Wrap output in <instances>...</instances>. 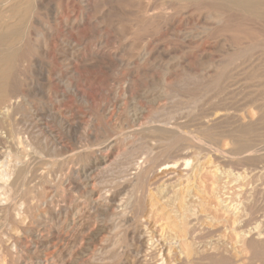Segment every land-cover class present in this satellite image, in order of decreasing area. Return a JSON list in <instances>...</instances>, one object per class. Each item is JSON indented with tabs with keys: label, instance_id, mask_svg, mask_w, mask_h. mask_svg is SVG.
I'll return each instance as SVG.
<instances>
[{
	"label": "rangeland",
	"instance_id": "374dc122",
	"mask_svg": "<svg viewBox=\"0 0 264 264\" xmlns=\"http://www.w3.org/2000/svg\"><path fill=\"white\" fill-rule=\"evenodd\" d=\"M37 1L17 0L19 4L21 2L23 8L21 14L25 15V21L22 22L25 40L23 39V43L21 46L24 64L22 63V69L20 68L19 71L20 76L18 77V79L15 78L16 80L13 83L11 90L20 93L21 95L22 92L25 93V90H28L31 87L41 88L44 86V84H47L43 74L47 73L51 75L52 80L49 86L45 88V90H49L51 92L49 99L43 98V96L39 93H37L38 95L36 96V93H34L35 95L33 94V96L31 95L32 97L30 96L28 98V102L31 104L30 106H27L29 111L26 109H22V111L20 110L18 112V115L16 114V116L18 117L16 118L15 116V120L20 131H23L25 129H27V131H31L36 126V123L39 122V124L43 125L44 128H48V134L44 132V134L46 133L48 139L47 137H44L45 135L43 136V134L42 136L40 134H37L38 137L36 136V138L32 140V142L34 141L35 143L33 142L32 147L28 149V155L24 158L23 163L19 165V167L23 166L27 168V179L29 181L27 180L28 183L27 181L25 182L26 186L22 183L18 184L16 186V191L12 194L14 198L16 197V201L20 202L23 195L21 193H24L22 190L24 188L32 189L33 193L30 195V201L38 207L37 210L39 208L40 210H38L33 217L25 215L26 217L24 216L20 220H18L19 223L18 221H7L0 215V217L2 218H0V240H2L0 248L4 249V246L7 247L11 245V242L15 240L12 235H14L16 230H19L21 227L26 229L31 228L32 226H34L32 222H34V220L36 219H40L39 227L45 226L44 229L38 230V228H33L32 234H21L24 237V240H22V248L24 253H26V255L24 254V260L26 262H24L23 264H27L29 263V261H31L32 264H133V262L136 260L134 259V256L136 255V250L138 248L136 249L135 247L139 246L137 237L138 232L139 230H141V228H144L145 232L147 233L146 235L149 239V245L152 243L154 244L150 245L151 248L150 246L148 247L150 250L154 247L153 250L150 251L148 249L146 250L147 253L144 252L140 254L142 260H144L143 264H160L161 262L163 264L165 261L168 262V264H170L171 262V264H173L174 262V264H207L206 261H200L198 260V258L200 259V257H203V255L212 256L218 254L219 251H223L226 253L227 251H232L233 253H237L239 248L236 249L237 247L235 244L238 243H235L234 241H236L237 239H239L238 241H241L240 239H242L238 238L239 235L237 234V232L239 233L240 231H242L240 226L241 213L242 216H244L245 214V219H247V222H249V220H252L254 216H258V214L256 215V213H253L254 211L252 212V210L248 209H251L250 205L252 204L254 206L255 203L258 208H260L259 206L261 205V209L263 208L262 214H264V161L256 159L253 161L248 160L246 162L243 160L241 162L237 161L238 164H235L236 162L235 160H233L234 158L244 157L245 154L247 155L249 153L252 155L256 153L255 156H259L261 153H264V123H261L264 122L263 24L259 23L249 15L236 10V8L231 7L229 4L225 3L227 5L226 8L224 0H222L223 2L221 0ZM222 3L224 7L221 8L220 6H223L221 5ZM175 4L177 5L175 6ZM178 4H180L181 6ZM208 4L211 7L207 6ZM200 5L204 6L201 7ZM149 6L150 8L153 7L152 10L149 8ZM163 6H165L164 9ZM177 6L185 7L181 10ZM197 6L200 8H197ZM8 7L10 8V4L6 7L7 11L9 9ZM172 7L174 8V10L172 9ZM231 9L232 12L230 11ZM141 10H144V12ZM224 10L228 11L224 12ZM148 11H150V14ZM146 14L149 16V18H147ZM216 14H218L219 16L218 19ZM6 15L9 16L10 12ZM142 15H145V17L143 16L144 19L141 17ZM158 16L161 17L159 18ZM156 17H158L159 20L156 19V21H154ZM162 17L163 19H161ZM68 18H70L71 21H69ZM141 18L143 19V21ZM151 20H153L156 25L154 22H151ZM12 21L13 20L11 19L9 20V22ZM78 21L81 22L79 23ZM70 23L71 25H73L72 27ZM151 23H154V26L158 28L157 31ZM27 39L29 41H27ZM32 41H34L35 43ZM141 54L144 55V60H142V62H140ZM169 67L170 70L168 69ZM171 68L173 71H171ZM24 73L26 74L24 75ZM222 74L224 77L221 78V80H218L219 83L224 82V84L221 83L222 86H227L228 84L230 86H236L230 87L224 93H221L220 88L210 90V86L207 85L208 76H221ZM178 75L187 78H185L183 82H178ZM56 76L65 79V82L73 85L75 94H70L66 89L65 82L59 81ZM159 81H161V85ZM163 81H166V83H168L171 88L168 94L163 93ZM126 83H129V85L132 86L133 93H130L128 97L125 98L124 96H122V94L124 93V85ZM198 83L201 84L199 85ZM202 83L204 86L202 85ZM115 84L116 86H114ZM133 84L135 89L133 87ZM118 86L120 89L118 88ZM205 86L207 87L205 88ZM115 88H117L118 91ZM198 88H200L201 90H199ZM227 92L229 94H227ZM63 93H65V95ZM216 93H218L219 96L218 94L216 95ZM221 94L225 95L224 98ZM221 96L222 98H219ZM62 97H64L63 100ZM134 98L135 100L132 101V99ZM217 98L220 100L219 103ZM222 102L225 103L223 104ZM138 103L140 105H138ZM137 106L144 107H139L138 111H136L137 109L135 108H137ZM223 107L226 109L230 107L231 109L229 110L234 111L233 113L238 115V117H240L241 115L245 117L246 119L241 117V120L244 119V123L251 124L256 122L254 126V128H257L256 131H258L256 134L259 135L261 133V136H257L255 138L256 145L253 150H256L258 152V155L257 152H254L253 150L243 155L235 154V144H233L234 142L233 140L231 141V138H229L228 140L227 137H223L217 138L215 140L199 130V125L201 123L199 121H202L200 114L202 116V112L204 114H212V111L216 112V108H221L220 110H222ZM59 110L62 115L65 114V112H69L68 114L71 115V117L69 118L72 120V123H74L73 125H75L72 127L73 131L71 132V134L67 132L68 130H66L65 125H63V122L65 121L55 116L59 112ZM161 110L164 112H162ZM134 112H137L139 120L130 124V122L134 121L132 117V114ZM21 114H23L24 117ZM153 115L156 116L155 118H157V120L152 117ZM165 117H168L167 119L174 117V120L176 122L174 120H172V122L174 121L175 123L182 124V132L184 133L185 131H189V136L185 132L186 134L184 133L185 136L183 137V140L180 138H171L169 140L167 139L168 141H164L162 140V133L154 131L148 132L147 128L145 129L144 125H158V123H156L155 121L166 119ZM21 121L24 123V126L21 125ZM33 121L36 123H34ZM257 122L260 123V126ZM232 123L233 122H231V124ZM224 124L226 125V122H223L221 127L224 128ZM228 124L229 127L225 128H230L231 124ZM256 124L258 127L256 126ZM184 126L187 129H185ZM234 126H236V124ZM221 127L219 128V130L223 131V128ZM5 128L6 127H4V130H1L3 129V127L0 128V132H5V136L3 133H0L1 141L4 140V137H6V134L8 133V130H6L7 128ZM196 128H198L197 132L195 131ZM194 135L196 136L195 139ZM198 135L201 136L199 137ZM165 138L167 137L165 136ZM200 140H202V142L207 140L208 142L205 141L206 143L203 142L202 145ZM106 141H110L109 143H112L113 145L116 144V146L112 149H109V143H106ZM52 143H59V145L54 148L55 146L52 145ZM2 144L3 142L0 144V149H2ZM101 144L103 145L102 147ZM211 146L215 148L212 149ZM74 150H76L77 152ZM197 150L198 152H200L198 153ZM36 151L42 152V154L38 155L35 153ZM73 151L74 154L76 152V155L73 154ZM124 152H127L128 154L125 153V155H123ZM213 152L216 153L213 154ZM79 153L83 154V167L85 166L84 164H86L87 166L86 172L82 173V180L80 179V182L82 181L81 183H83L82 188L76 189L75 191L68 189V185L65 184L62 186L64 188V192H62L61 183L63 179L61 178H64V170L66 169V166L64 168L61 164L62 159L65 161L74 158L79 161ZM120 155L121 157H119ZM150 155L155 156L157 165H168L162 166L157 173L151 175V178L149 180L150 182H148L147 184L148 187L146 186L144 189L125 187L126 182L131 179V176L130 173H128L126 170L124 172V168L127 169L131 166L133 167L141 164L145 165V160ZM132 156L134 157L133 161H128L129 157H131L130 160H132ZM200 156H202V158ZM208 156L209 158H207ZM38 157L40 160L38 159ZM97 158H99L100 160L106 158L108 160L105 163H102L99 160L98 161L100 163H95V160ZM216 158L219 161H216ZM185 159L189 160V162H191L192 159L194 160L189 163L190 165L186 166ZM208 159L213 160V164L217 167H215L213 164H210L212 162ZM2 161L3 158L2 160L0 159V162ZM113 161H115V164L111 166V163ZM124 161H126L127 163ZM259 161L262 164H260ZM123 162L126 166H129L125 167ZM71 165L69 164V167ZM77 166L82 165L80 164ZM108 166H111V169L107 170ZM218 167L220 169H218ZM96 168H100V171H98L99 169ZM215 168L217 170H215ZM120 169L123 170L121 171ZM163 171H171V173L174 172L175 174L174 176L173 174H170L172 175V178L168 176L169 178H165L164 182H162L163 180H161V183L158 182V180H160L159 176H163ZM181 171L183 174L181 173ZM62 172L64 174H62ZM118 172L120 173V175L117 174ZM232 173H234V176L232 175ZM239 173L242 175H240ZM230 174L232 176H229ZM86 175L87 177H85ZM255 176L257 177L255 178ZM29 177L31 179H29ZM88 177L89 179H86ZM110 177L113 180L110 179ZM90 178L92 179L90 180ZM179 178L180 180H177ZM238 178H240V180ZM33 180L35 181L33 182ZM173 181H177V183L174 184L175 189L177 188V190H179V188H182L177 192V194H175L176 196L178 195L177 197L175 195L172 196L173 190L171 188H173V186L170 185V182L173 183ZM103 182L108 185H105ZM167 184H169V189L166 186ZM122 188L124 189V191H122ZM88 192H91L90 197L88 196ZM84 193L87 194L84 195ZM112 193H115V201H112V197L110 199V196H108ZM97 195H102L103 201L106 200V203H103L102 208L95 206L92 202V200L96 199L95 197L99 198ZM256 196L258 198H256ZM2 198L3 197L0 196V199ZM259 198L260 203L257 202L259 201ZM48 199L51 202L55 203L54 208L57 207V209L55 208V211L53 207H49L51 203ZM73 199H77V203L74 205L75 208H78V206H80L79 208H86L89 212V214L87 215L88 218L87 216L84 217L85 220L87 219V222L83 219V225H85L84 227L86 229L84 230V227L81 229H75L72 225L73 214H71L70 221L68 222V224L63 225L61 230L58 229L59 226L56 227L54 231L50 230L48 224L50 225L51 222L57 224V214L63 211L62 205L65 204L66 208H71L72 203H70V200L72 202ZM64 201L66 203H64ZM262 201L263 204L261 203ZM243 204L244 206L246 205L245 210L247 209V212L244 210ZM58 209H60V211H58ZM103 209H105L106 211ZM186 209L187 211H185ZM236 210H238L239 213ZM118 213L124 214V216L128 218V223H125L123 221L124 223L121 222L120 225L118 224L117 226H115L116 228L112 229V227L114 226V221L117 222V219H119L120 217L116 216ZM246 213L249 214L246 215ZM95 215H100L99 217L97 216V218L99 219L95 218ZM242 216L241 219L244 220ZM27 219L30 222H28ZM129 219L131 221H129ZM236 219L240 221L238 222L236 221ZM24 220L26 222H24ZM182 220L186 224L189 221V223L187 224L188 228L186 225L187 232L183 233L180 230L181 223L183 222ZM4 221L6 223H4ZM20 222L25 224H21ZM253 222H255V220ZM255 225L256 224H253V227ZM6 226H8L9 228H7ZM251 227L252 226H250L249 228ZM190 228L193 229L191 231L192 234L194 233L195 237L192 236L191 231L189 230ZM198 228L199 230H197ZM237 228L239 230H237ZM246 228L249 229L248 227ZM246 228L243 230H246ZM3 229L5 230V234ZM13 229L15 232L13 231ZM72 229L74 231H72ZM78 230L81 233L78 232ZM91 232L92 234H90ZM41 233L44 234L45 239L44 237H39ZM161 236L163 240L161 239ZM193 237L195 239H193ZM9 238L12 239L10 240ZM152 238L158 240L153 241ZM88 239L91 240L88 241ZM99 240H101V242ZM164 240H166V244H164ZM195 240L197 242H195ZM215 241L218 247L215 245ZM227 241L230 245L227 243ZM4 242L6 245H4ZM175 242H177V244ZM213 242L216 247L213 245ZM71 243H73L74 245ZM231 243L234 246H231ZM167 244L169 247L166 246ZM223 244L224 246L227 245L228 248H224ZM64 245L66 246L64 247ZM193 245L197 246H195L194 248ZM221 245L223 247H221ZM44 247L48 248L45 249ZM167 247L169 249L171 248L170 252L173 253H170V256L173 257L176 254L177 259L174 257H169V250L166 249ZM234 247L236 248L234 249ZM36 248H38V251ZM39 248L42 249L40 250ZM175 248L178 252L175 251ZM28 249L32 250L30 251L31 253ZM195 249H199L200 251L198 252ZM172 250H174L175 252ZM201 250L206 252L203 254ZM208 251L210 252L208 253ZM150 252H156L155 254L157 256H151ZM54 253L56 254L53 255ZM126 253L129 255H127ZM179 254L187 258V261H184L186 263H182L183 261L181 262V260H184L185 258H178L182 257ZM158 255H161L163 258ZM195 255L197 257H195ZM236 255H240V252H238V254ZM146 257L148 260L146 259ZM50 258H52L53 260L51 261ZM153 258H159V261L155 259L153 260ZM169 259H171V261Z\"/></svg>",
	"mask_w": 264,
	"mask_h": 264
},
{
	"label": "bare ground",
	"instance_id": "6f19581e",
	"mask_svg": "<svg viewBox=\"0 0 264 264\" xmlns=\"http://www.w3.org/2000/svg\"><path fill=\"white\" fill-rule=\"evenodd\" d=\"M37 1V0H36ZM73 1V0H72ZM160 1V0H159ZM181 1H192V0H181ZM222 1V0H221ZM220 1V2H221ZM38 2V1H37ZM69 2V1H68ZM162 2V1H161ZM210 2V1H209ZM219 2V3H220ZM223 2V1H222ZM229 4L231 7H234V8H236V10H239V11H241V12H243V13H245V14H247V15H249L250 17H252L253 19H255V20H257L259 23H261V24H263V26H264V0H224V4ZM10 4V8L8 9V11L6 10V7H7V5H9ZM26 4V3H25ZM24 4V5H25ZM84 4V3H83ZM167 4V3H166ZM170 4V3H169ZM212 4V3H211ZM214 4H216V3H214ZM214 4H213V6H214ZM225 4V5H226ZM85 5V4H84ZM88 5V4H87ZM168 5V4H167ZM177 4H175V6H176ZM178 5H180V4H178ZM186 5V4H185ZM194 5H195V3H194ZM221 5H223V3L221 4ZM147 6V5H146ZM162 6V5H161ZM172 6V5H171ZM173 6H174V4H173ZM181 6V5H180ZM183 6V5H182ZM187 6H188V4H187ZM193 6V5H192ZM191 6V7H192ZM201 6V5H200ZM202 6H204V5H202ZM201 6V7H202ZM207 6H209V7H211L209 4L207 5ZM206 6V7H207ZM229 6V7H230ZM164 7L165 6H163V9H164ZM169 7V6H168ZM178 7V6H177ZM176 7V8H177ZM185 7V6H184ZM184 7H178V8H180L181 10H182V8L184 9ZM221 8L222 7H224V5L223 6H220ZM32 8V7H31ZM85 8V7H84ZM144 8V7H143ZM146 8H148V7H146ZM149 8H150V6H149ZM153 8V7H152ZM152 8H150L151 10H152ZM197 8H200V7H198L197 6ZM217 8V7H216ZM226 8H227V5H226ZM168 9V8H167ZM172 9L174 10V8L172 7ZM179 10V9H178ZM219 10V9H218ZM228 10H229V8H228ZM227 10V11H228ZM234 10V9H233ZM22 11H23V8H22V5H21V2H20V4L17 2V0H0V128H2L3 127V129H1V130H4V127H6L5 129L6 130H8V133L6 134L7 136L6 137H4V140L3 141H1L0 140V142L2 143L3 142V144L1 145V147H2V149H0V159L2 160V158H3V161L2 162H0V196L1 197H3L2 199H0V215L2 216V218L4 217L7 221H18V220H20L22 217H24L25 215H29V217L30 216H34V214L38 211V210H40V208L37 210V206L36 205H34L30 200V195L33 193V190L32 189H20V190H22L24 193H21V194H23L22 195V198H21V200H20V202L18 201H16V197L14 198V196H13V194L12 193H14L15 191H16V186L18 185V184H20V183H22V184H24L25 185V182L28 180L27 178H28V171H27V168L26 167H23V166H21V167H19V165L20 164H22L23 163V161H24V158L28 155V149L30 148V147H32V145H33V142H32V140L34 139V138H36V136L38 137V135L37 134H40L41 136H42V134H43V136L44 137H47L46 136V133L48 132V128H44L43 127V125H40L39 124V122L38 123H36V122H34V123H36V126L30 131V130H28L27 131V129H25V130H19V128H18V124H17V122H16V118L18 117V116H16V114L18 115V112L21 110L22 111V109L24 110V109H26V110H28V108H27V106H30L31 104L28 102V98L32 95L33 96V94L34 93H36V96L38 95L37 93H39V94H41L42 96H43V98H48L49 99V96L51 95V92L49 91V90H45V88H47L48 86H49V84H50V82H51V75H49V74H47V73H44L43 74V76H44V78H45V80H46V82H47V84H44V86L43 87H41L40 85V87L41 88H37V87H31V88H29L28 90H25L26 92L25 93H21V95H20V93H17V92H15V91H12L11 90V87H12V85H13V83L15 82V78H17L18 79V77L20 76L19 75V71H20V68H21V66L24 64L23 63V53L21 52V50H22V43H23V39L25 38V35H24V29H23V26H22V22H24L25 21V15H23V14H21L22 13ZM141 11H143L144 12V10H141ZM165 11V10H164ZM221 11V10H220ZM227 11H225L224 10V12H227ZM231 12H232V9L230 10ZM9 13L10 12V15L8 16V15H6L7 13ZM149 12V14H150V11H148ZM179 12V11H178ZM23 13H25V12H23ZM58 13H59V11H58ZM57 13V14H58ZM72 13V12H71ZM70 13V14H71ZM222 13V12H221ZM138 14V13H137ZM144 14V13H143ZM55 15V14H54ZM139 15H141V14H139ZM217 15V19H218V14H216ZM220 15H223V14H220ZM60 16V15H59ZM136 16V15H135ZM143 16L145 17V15H142L141 17L143 18ZM146 16H147V18H149V16L146 14ZM212 16H214V15H212ZM230 16V15H229ZM31 17V16H30ZM58 17V16H57ZM82 17V16H81ZM159 17V16H158ZM158 17H156L155 18V20L154 21H156V19H158ZM161 17V16H160ZM159 17V18H160ZM32 18V17H31ZM67 18V17H66ZM141 18V19H142ZM233 18V17H232ZM235 18V17H234ZM13 20L12 22H9V20ZM29 19V18H28ZM72 19V18H71ZM140 19V18H139ZM144 19V18H143ZM143 19H142V21H143ZM161 19H163V17L161 18ZM230 19V18H229ZM58 20V19H57ZM62 20H64V19H62ZM68 20L69 21H71L70 20V18H68ZM153 20H151V22H154ZM159 20V19H158ZM158 20H157V22H158ZM225 20V19H224ZM74 21V20H73ZM142 21H141V23H142ZM63 22V21H62ZM79 23L81 22V21H78ZM150 22V21H149ZM171 22V21H170ZM222 22V21H221ZM231 22V21H230ZM26 23V22H25ZM155 23V22H154ZM154 23L152 24L153 26H154ZM159 23H160V21H159ZM227 23V22H226ZM82 24V23H81ZM148 24H150V23H148ZM219 24V23H218ZM217 24V25H218ZM69 25V24H68ZM70 25H71V23H70ZM152 25H150V26H152ZM155 25H156V23H155ZM161 25H162V23H161ZM215 25V24H214ZM73 25H71V27H72ZM147 26H149V25H147ZM146 26V27H147ZM75 27V26H74ZM145 27V28H146ZM155 27V30L157 31V29L158 28H156V26H154ZM66 28V27H65ZM77 28V27H76ZM135 28H136V26H135ZM169 28H170V26H169ZM148 29V28H147ZM147 29H144V30H147ZM154 29V28H153ZM162 29V28H161ZM165 29V28H164ZM233 29V28H232ZM143 30V29H142ZM172 30V29H171ZM221 30V29H220ZM137 31V30H136ZM149 31H150V28H149ZM229 31V30H228ZM147 32V31H146ZM234 32V31H233ZM220 33V32H219ZM29 34V33H28ZM216 34V33H215ZM212 35V34H211ZM30 38V37H29ZM31 39V38H30ZM61 39V38H60ZM25 40V39H24ZM33 40V39H32ZM27 41H29L28 39H27ZM32 42H34V41H32ZM35 43V42H34ZM28 44V43H27ZM249 44V43H248ZM242 45V44H241ZM29 48V47H28ZM34 48V47H33ZM75 50H76V48H75ZM35 51V50H34ZM77 52V51H76ZM143 53V52H142ZM145 53H147V52H145ZM29 55V54H28ZM140 56V55H139ZM26 57V56H25ZM143 57H144V55L143 54H141V56H140V62H142V60H144L143 59ZM29 58V57H28ZM248 60V59H247ZM237 61V60H236ZM23 63V64H22ZM26 65V64H25ZM169 65V64H168ZM179 66V65H178ZM166 67V66H165ZM179 68V67H178ZM22 69V68H21ZM145 69V68H144ZM169 70H170V67L168 68ZM176 69V68H175ZM174 69V70H175ZM180 70V69H179ZM168 71V70H167ZM171 71H173L172 70V68H171ZM253 71V70H252ZM28 72H29V70H28ZM146 73V72H145ZM213 73V72H212ZM26 73H24V75H25ZM186 75V74H185ZM198 75V74H197ZM208 75V74H207ZM238 75V74H237ZM61 76H63V75H61ZM179 76V75H178ZM190 76V75H189ZM201 76V75H200ZM228 76V75H227ZM234 76H235V74H234ZM73 77V76H72ZM165 77H166V75H165ZM173 77V76H172ZM194 77V76H193ZM192 77V78H193ZM224 76H223V74L221 75V76H208V79H207V85H209L210 86V90H215V89H217V88H220V91H221V93H224L225 91H227L230 87H232V86H234V85H232V86H230L229 84L227 85V86H222L221 85V83L222 82H218V80L220 79L221 80V78H223ZM232 77V76H231ZM56 78L59 80V81H61V82H65V79H63V78H61V77H59V76H56ZM67 78V77H66ZM162 78V77H161ZM185 78H187V77H184V76H179V79L177 80L178 82H183L184 80H185ZM237 78V77H236ZM33 79V78H32ZM54 79V78H53ZM140 79V78H139ZM229 79V78H228ZM235 79V78H234ZM127 80V79H126ZM136 80V79H135ZM164 80H165V78H164ZM21 81H23V80H21ZM32 81V80H31ZM34 81V80H33ZM189 81V80H188ZM196 81V80H195ZM56 82H58V81H56ZM132 82V81H131ZM160 82V85H161V81H159ZM226 82V81H225ZM116 83V82H115ZM206 83V82H205ZM31 84V83H30ZM36 84V83H35ZM35 84H33V85H35ZM112 84V83H111ZM162 84H164V87H163V93L165 94H168L169 93V91H170V86L168 85V83H166V81L164 82L163 81V83ZM172 84V83H171ZM199 84V83H198ZM201 84V83H200ZM199 84V85H200ZM222 84H224V82L222 83ZM237 84V83H236ZM65 85H66V89L68 90V92L70 93V94H75V91H74V89H73V85H71V84H69V83H67V82H65ZM118 85H119V83H118ZM159 85V84H158ZM197 85V84H196ZM202 85H203V83H202ZM113 86V85H112ZM114 86H116V84L114 85ZM121 86V85H120ZM125 90H124V93L122 94V96H124L125 98L126 97H128V95L130 94V93H133V89H132V86L131 85H129V83H126L125 85ZM142 86V85H141ZM140 86V87H141ZM204 86V85H203ZM236 86V85H235ZM234 86V87H235ZM75 87V86H74ZM133 87H134V84H133ZM157 87V86H156ZM184 87V86H183ZM191 87V86H190ZM207 86H205V88H206ZM118 88H119V86H118ZM174 88H176V87H174ZM112 89V88H111ZM115 89H117V88H115ZM120 89V88H119ZM134 89H135V87H134ZM152 89V88H151ZM154 89H155V87H154ZM176 89H178V88H176ZM187 89H188V87H187ZM195 89V88H194ZM199 90H201L200 88H198ZM23 90V89H22ZM182 90V89H181ZM190 90V89H189ZM197 90V89H196ZM195 90V91H196ZM209 90V89H208ZM209 90V91H210ZM219 90V89H218ZM234 90V89H233ZM237 90V89H236ZM112 91V90H111ZM110 91V92H111ZM117 91H118V89H117ZM135 91V90H134ZM149 91V90H148ZM219 91V92H220ZM67 92V93H68ZM161 92V91H160ZM197 92V91H196ZM186 93H187V91H186ZM64 95H65V93H63ZM78 94V93H77ZM175 94V93H174ZM197 94V93H196ZM218 93H216V95H217ZM227 94H229L228 92H227ZM226 94V95H227ZM231 94V93H230ZM241 94H242V92H241ZM35 95V94H34ZM114 95V94H113ZM115 95H117V94H115ZM144 95V94H143ZM147 95V94H146ZM150 95V94H149ZM170 95V94H169ZM178 95V94H177ZM184 95V94H183ZM193 95V94H192ZM201 95V94H200ZM222 96H223V98H224V96L225 95H223V94H221ZM31 96V97H32ZM79 96V95H78ZM110 96V95H109ZM119 96V95H118ZM179 96V95H178ZM204 96V95H203ZM218 96H219V94H218ZM217 96V97H218ZM222 96L221 97H219V98H222ZM228 96V95H227ZM226 96V97H227ZM236 96V95H235ZM65 97V96H64ZM64 97H62V100H63V98ZM114 97V96H113ZM143 97V96H142ZM146 97V96H145ZM148 97V96H147ZM170 97V96H169ZM213 97V96H212ZM225 97V98H226ZM248 97V96H247ZM246 97V98H247ZM38 98V97H37ZM58 98V97H57ZM115 98V97H114ZM133 98V97H132ZM153 98V97H152ZM152 98H150V99H152ZM156 98V97H155ZM154 98V99H155ZM176 98H178V97H176ZM176 98H175V100H176ZM182 98V97H181ZM202 98V97H201ZM113 99V98H112ZM139 99V98H138ZM163 99V98H162ZM218 99V98H217ZM31 100H32V98H31ZM35 100V99H34ZM115 100H117V99H115ZM133 100H135V98L134 99H132V101ZM184 100V99H183ZM187 100V99H186ZM185 100V101H186ZM236 100V99H235ZM243 100V99H242ZM57 101V100H56ZM60 101V100H59ZM65 101V100H64ZM113 101V100H112ZM197 101V100H196ZM253 101V100H252ZM58 102V101H57ZM179 102V101H178ZM220 102V100L218 99V103ZM41 103V102H40ZM39 103V104H40ZM119 103V102H118ZM186 103V102H185ZM223 104L225 103V102H222ZM221 103V104H222ZM234 103V102H233ZM134 104V103H133ZM136 104H137V102H136ZM181 104V103H180ZM193 104V103H192ZM247 104H250V103H247ZM138 105H140L139 103H138ZM143 105V104H142ZM207 105V104H206ZM220 105V104H219ZM34 106V105H33ZM107 106V105H106ZM146 106V105H145ZM186 106V105H185ZM195 106V105H194ZM221 106V105H220ZM243 106V105H242ZM109 107V106H108ZM140 106H137V108H135V109H137L136 111H138V108H139ZM144 107V106H143ZM143 107H140V108H143ZM224 107H225V105H224ZM223 107V109L222 110H220V109H217L216 108V112H214V111H212V114H204L203 112H202V116H201V114H200V117H201V119H202V121L200 120L199 122H201L200 123V125L199 124H197V125H199V130L202 132V133H205V134H207V135H209L211 138H213V139H217V138H223V137H227L228 138V140H229V138H231V141L233 140V144H235V151H236V153L235 154H240V155H243V154H245V153H248V152H251V150H253L254 149V147H255V145H256V140H255V138L258 136H261L260 134L258 135V134H256L258 131H256V127L254 128V126H255V123L256 122H254V123H251V124H248V123H244V119L243 120H241V117H243L242 115L240 116V117H238V115H236L235 113H233L234 111H230L229 109H231L230 107L229 108H224ZM228 107V106H227ZM235 107V106H234ZM261 107H262V105H261ZM33 108V107H32ZM107 108V107H106ZM132 108V107H131ZM134 108V107H133ZM189 108V107H188ZM187 108V109H188ZM193 108H196V107H193ZM210 108H212V107H210ZM245 108V107H244ZM36 109V108H35ZM58 109H59V106H58ZM134 109V110H135ZM209 109V108H208ZM233 109V108H232ZM262 109V108H261ZM260 109V110H261ZM107 110V109H106ZM105 110V111H106ZM133 110V111H134ZM156 110V109H155ZM163 110V109H162ZM161 110V111H162ZM171 110V109H170ZM179 110V109H178ZM184 110V109H183ZM214 110V109H213ZM235 110V109H234ZM29 111V110H28ZM32 111V110H31ZM33 111H34V109H33ZM35 111H37V110H35ZM62 111V110H61ZM67 111V110H66ZM102 111V110H101ZM108 111V110H107ZM130 111V110H129ZM157 111V110H156ZM199 111H200V109H199ZM236 111V110H235ZM264 111V110H263ZM154 112V111H153ZM162 112H164V111H162ZM29 113V112H28ZM64 113V112H63ZM69 113V112H68ZM68 113H66L65 112V114H63L62 115V113L60 112V110H59V112L55 115L57 118H61L62 120H64L65 122H63V125H65V129L66 130H68L67 132L69 133V134H71V132L73 131L72 130V127L73 126H75V125H73L74 123H72V120L69 118V117H71V115H69ZM106 113V112H105ZM166 113V112H165ZM182 113H183V111H182ZM193 113V112H192ZM237 113V112H236ZM34 114V113H33ZM63 116H61V115ZM140 114H141V112H140ZM140 114H139V116H140ZM198 114V113H197ZM249 114V113H248ZM258 114V113H257ZM264 114V113H263ZM22 116H23V114H21ZM65 115V116H64ZM73 115V114H72ZM74 115H76V114H74ZM159 115V114H158ZM166 115V114H165ZM15 116H16V118H15ZM20 116V115H19ZM27 116V115H26ZM29 116V115H28ZM182 116V115H181ZM251 116V115H250ZM261 116V115H260ZM259 116V117H260ZM263 116V115H262ZM21 117V116H20ZM24 117V116H23ZM131 117V116H130ZM132 117H133V119H134V121L133 122H130V124L131 123H134L135 121H138L139 119H138V114H137V112H134L133 114H132ZM142 117V116H141ZM154 119H156L157 120V118H155L156 116H152ZM171 117H172V115H171ZM178 117V116H177ZM212 117V118H211ZM254 117V116H253ZM32 118V117H31ZM74 118V117H73ZM166 118V117H165ZM168 118V117H167ZM161 119V120H158V121H155L156 123H158V125H153V126H147V125H144V127H145V129L147 128V130H148V132H150V131H154V132H160V133H162L163 134V139L162 140H169V139H171V138H180V139H182L183 140V137L185 136V134L187 133V135H188V132H186L185 130V134L182 132V129H183V126H182V124H180V123H175L176 121L174 120L175 118L173 117V118H169V119ZM194 118V117H193ZM197 118V117H196ZM243 118H245V117H243ZM250 118V117H249ZM252 118V117H251ZM35 119V118H34ZM132 119V118H131ZM132 119V120H133ZM153 119V120H154ZM231 119H232V121H231ZM233 119H234V121H233ZM246 119V118H245ZM263 119H264V117H263ZM172 120H174L173 122H172ZM258 120V119H257ZM256 120V121H257ZM26 121V120H25ZM42 121V120H41ZM128 121V120H127ZM149 121V120H148ZM193 121V120H192ZM191 121V122H192ZM261 121H262V119H261ZM22 122V121H21ZM27 122V121H26ZM90 122V121H89ZM179 122V121H178ZM223 122H226V125H225V127H229L228 125V123H230L231 124V122H233L232 124H231V126H230V128H225V130H224V128L223 127H221V125H222V123ZM228 122V123H227ZM247 122V121H246ZM20 123V122H19ZM33 123V124H34ZM148 123H151V122H148ZM258 123V122H257ZM261 123H264V122H261ZM24 123L22 122V124L21 125H23ZM76 124V123H75ZM141 124V123H140ZM139 124V125H140ZM143 124V123H142ZM145 124H146V122H145ZM186 124V123H185ZM236 124V126H234ZM260 123H258V125H259ZM24 126V125H23ZM31 126H33V125H31ZM256 126H257V124H256ZM260 126V125H259ZM25 127H26V125H25ZM24 127V128H25ZM29 127V126H28ZM144 127H143V129H144ZM185 127V126H184ZM190 127V126H189ZM198 127V126H197ZM223 128V131H220L219 130V128ZM258 127V126H257ZM23 129V128H22ZM185 129H187L186 127H185ZM197 129L198 128H196L195 129V131L197 132ZM226 129H228V130H226ZM263 129H264V127H263ZM5 130V131H6ZM35 130V131H34ZM65 130V131H66ZM137 130V129H136ZM138 131V130H137ZM144 131V130H143ZM44 132H46L45 134H44ZM147 132V131H146ZM147 132V133H148ZM1 134L3 133V132H0ZM5 133V132H4ZM3 133V134H4ZM141 133V132H140ZM145 133V132H144ZM191 133H193V132H191ZM48 134V133H47ZM138 134V133H137ZM39 135V136H40ZM263 135V134H262ZM3 136V135H2ZM1 136V137H2ZM4 136H5V134H4ZM139 136V135H138ZM165 136L167 137V138H165ZM189 136V135H188ZM192 136V135H191ZM199 137L201 136V135H198ZM208 136V137H209ZM43 137V138H44ZM131 137V136H130ZM264 137V136H263ZM3 138V137H2ZM196 138V136L194 135V139ZM210 138V139H211ZM42 139V138H41ZM47 139H48V137H47ZM155 139H157V138H155ZM190 139V138H189ZM200 139V138H199ZM202 139V138H201ZM160 140V139H159ZM167 140V141H168ZM198 140V139H197ZM204 140V139H203ZM225 140H226V138H225ZM201 141V143H202V145H203V142H208L207 140H205V141H203L202 142V140H200ZM213 141V140H212ZM220 141V140H219ZM218 141V142H219ZM110 141H106V143H109ZM195 142V141H194ZM196 142H198V141H196ZM205 142V143H206ZM223 142V141H222ZM0 143V144H1ZM35 143V142H34ZM37 143V142H36ZM40 143V142H39ZM44 143V142H43ZM99 143H100V141H99ZM215 143H217V142H215ZM230 143V142H229ZM167 144V143H166ZM199 144V143H198ZM208 144V143H207ZM219 144V143H218ZM232 144V143H231ZM230 144V145H231ZM52 145H54L53 147L54 148H56L58 145H59V143L58 144H56V143H52ZM100 145V144H99ZM108 145V144H107ZM143 145V144H142ZM170 145V144H169ZM217 145V144H216ZM264 145V144H263ZM103 145L101 144V147H102ZM109 149H112V148H114L115 146H116V144H112V143H109ZM139 146V145H138ZM221 146V145H220ZM167 147V146H166ZM212 147V146H211ZM260 147V146H259ZM16 148V149H15ZM94 148H97V147H94ZM213 148H215V147H212V149ZM261 148V147H260ZM131 149V148H130ZM207 149H208V147H207ZM217 149V148H216ZM134 150V149H133ZM138 150V149H137ZM141 150V149H140ZM158 150V149H157ZM243 150H245V151H243ZM33 151H34V149H33ZM74 151H76V150H74ZM74 151H73V154H74ZM126 151V150H125ZM214 151H216V150H214ZM254 152H257L256 150H253ZM77 152V151H76ZM76 152H75V154L74 155H76ZM80 152V151H79ZM100 152V151H99ZM140 152V151H139ZM197 152H198V150H197ZM200 152V151H199ZM198 152V153H199ZM34 153V152H33ZM36 154H38V155H40V154H42V152H35ZM125 153H127V152H124V154L123 155H125ZM154 153V152H153ZM214 153H216V152H213V154ZM219 153V152H218ZM222 153H224V152H222ZM30 154V153H29ZM55 154V153H54ZM72 154V155H73ZM80 154V153H79ZM98 154H100V153H98ZM119 154V153H118ZM117 154V155H118ZM128 154V153H127ZM201 154V153H200ZM212 154V155H213ZM220 154V153H219ZM256 154V153H255ZM255 154H245V156L244 157H240V158H234L233 159V156H232V159L233 160H235V164H238L237 163V161L238 162H241V161H248V160H256V159H259V160H261V161H264V153H261L259 156H255ZM35 155V154H34ZM152 155V154H151ZM149 156V157H147L146 158V160H145V165H143V164H141V165H137V166H131V167H129V168H124V172H125V170L128 172V173H130V176H131V179L128 181V182H126V186L125 187H134V188H140V189H144L146 186H147V184H148V182H150L149 180H150V178H151V175H153V174H155V173H157L158 171H159V169L162 167V166H165V165H168V164H163V165H157L156 164V158H155V156ZM178 155V154H177ZM216 155V154H215ZM257 155H258V152H257ZM31 156V155H30ZM42 156V155H41ZM129 156V155H128ZM186 156V155H185ZM204 156V155H203ZM206 156V155H205ZM214 156V155H213ZM227 156V155H226ZM34 157V156H33ZM79 158H78V160L79 161H77L76 159H70V160H63L62 159V162H61V164H62V166L65 168V166H66V169L64 170L65 171V174L62 172V174H64V178H61V179H63L62 180V183H61V190H62V192H64V188L62 187L63 185H65V184H67L68 185V189H71V190H75L76 191V189H80V188H82V185H83V183H81L80 182V179L82 178V173H85L86 172V169H87V166H86V164H84L85 166L83 167V164H82V162H83V154H80L79 156H78ZM94 157V156H93ZM99 157V156H98ZM105 157V156H104ZM108 157V156H107ZM119 157H121V155L119 156ZM125 157V156H124ZM170 157V156H169ZM183 157V156H182ZM199 157V156H198ZM201 158H202V156H200ZM211 157V156H210ZM219 157V156H218ZM222 157V156H221ZM224 157V156H223ZM238 157V156H237ZM41 158H43V157H41ZM65 158H67V157H65ZM64 158V159H65ZM130 158L131 157H129V160L128 161H133V156H132V160H130ZM200 158V159H201ZM206 158V157H205ZM207 158H209V156L207 157ZM38 159H39V157H38ZM88 159V158H87ZM196 159V158H195ZM199 159V158H198ZM37 160V159H36ZM40 160V159H39ZM42 160V159H41ZM46 160V159H45ZM89 160V159H88ZM101 161L102 163H105V162H107V160L108 159H106V158H104V159H99V158H97L96 160H95V163H97V162H99V161ZM167 160V159H166ZM174 160V159H173ZM186 160V166H188V165H190L189 163H191L192 162V160H194V159H192L191 160V162H189V160H187V159H185ZM208 160H210V159H208ZM218 159L216 158V161H217ZM28 161V160H27ZM34 161V160H33ZM170 161V160H169ZM207 161V160H206ZM211 162L213 161V160H210ZM215 161V160H214ZM215 161V162H216ZM219 161V160H218ZM249 161V162H250ZM122 162V161H121ZM124 162H126V161H124ZM124 162H123V164H124ZM134 162H136V161H134ZM167 162V161H166ZM194 162V161H193ZM200 162V161H199ZM231 162V161H230ZM100 163V162H99ZM127 163V162H126ZM132 163V162H131ZM175 163V162H174ZM196 163V162H195ZM207 163H208V161H207ZM229 163V162H228ZM232 163H233V161H232ZM243 163V162H242ZM259 163L260 164H262L260 161H259ZM264 163V162H263ZM29 164V163H28ZM69 164L71 165H74V166H70L69 167ZM82 165V166H77V165ZM91 164H93V163H91ZM115 164V161H113L112 163H111V166H113ZM137 164V163H136ZM184 164V163H183ZM192 164H194V163H192ZM209 164V163H208ZM210 164H213V162L212 163H210ZM106 165H108V164H106ZM106 165H105V167H106ZM125 165V164H124ZM123 165V166H124ZM133 165V164H132ZM200 165V164H199ZM204 165V164H203ZM214 165V164H213ZM232 165V164H231ZM244 165V164H243ZM242 165V166H243ZM30 166V165H29ZM28 166V167H29ZM111 166H108V168H107V170L108 169H111L110 167ZM129 166V165H128ZM128 166H126L125 165V167H128ZM170 166V165H169ZM192 166V165H191ZM194 166V165H193ZM215 166V165H214ZM233 166V165H232ZM245 166H247V165H245ZM31 167V166H30ZM120 167V166H119ZM118 167V168H119ZM178 167V166H177ZM196 167V166H195ZM201 167V166H200ZM215 167H217V166H215ZM220 167V166H219ZM218 167V169H220ZM223 167V166H222ZM228 167V166H227ZM236 167V166H235ZM254 167V166H253ZM34 168V167H33ZM113 168V167H112ZM116 168V167H115ZM192 168V167H191ZM233 168V167H232ZM231 168V169H232ZM32 169V168H31ZM96 169H99L98 171H100V168H96ZM117 169V168H116ZM249 169V168H248ZM248 169H247V171H248ZM121 171L123 170V169H120ZM168 170V169H167ZM188 170V169H187ZM215 170H217L216 168H215ZM222 170V169H221ZM234 170V169H233ZM254 170H255V168H254ZM253 170V171H254ZM257 170H258V168H257ZM260 170V169H259ZM67 171V172H66ZM92 171V170H91ZM115 171V170H114ZM120 171V172H121ZM191 171V170H190ZM227 171V170H226ZM231 171V170H230ZM34 172V171H33ZM109 172H111V171H109ZM113 172V171H112ZM164 172V171H163ZM188 172V171H187ZM225 172V171H224ZM90 173V172H89ZM88 173V174H89ZM115 173V172H114ZM113 173V174H114ZM181 173H182V171H181ZM216 173V172H215ZM215 173H214V175H215ZM226 173H228V172H226ZM252 173H254V172H252ZM251 173V174H252ZM33 174V173H32ZM39 174H40V172H39ZM42 174V173H41ZM112 174V173H111ZM117 174H119L120 175V173L118 172ZM163 174V176H159V179L160 180H158V182H161V180H163L162 182H164L165 180V178H169L168 176H172V175H170V174H173V176H174V172L173 173H171V171L170 172H168V171H166V172H164V173H162ZM183 174V173H182ZM185 174H186V172H185ZM217 174H218V171H217ZM240 174V173H239ZM255 174H256V172H255ZM257 174H258V171H257ZM93 175V174H92ZM107 175H109V174H107ZM118 175V176H119ZM159 175V174H158ZM177 175V174H176ZM175 175V176H176ZM188 175V174H187ZM220 175V174H219ZM228 175V174H227ZM232 175L234 176V173H232ZM231 174L229 175V176H232ZM240 175H242V174H240ZM247 175V174H246ZM254 175V174H253ZM35 176V175H34ZM103 176V175H102ZM126 176V175H125ZM129 176V175H128ZM129 176V177H130ZM180 176H182V175H180ZM184 176V175H183ZM225 176V175H224ZM236 176V175H235ZM238 176V175H237ZM258 176V175H257ZM257 176H255V178L257 177ZM264 176V175H263ZM85 177H87V175L85 176ZM84 177V178H85ZM128 177V178H129ZM190 177V176H189ZM219 177V176H218ZM246 177V176H245ZM37 178V177H36ZM35 178V179H36ZM40 178V177H39ZM105 178V177H104ZM118 178V177H117ZM172 178V177H171ZM224 178V177H223ZM242 178V177H241ZM264 178V177H263ZM29 179H31L30 177H29ZM86 179H89V177L88 178H86ZM85 179V180H86ZM92 178H90V180H91ZM95 179V178H94ZM108 179V178H107ZM110 179H112L111 177H110ZM124 179H125V177H124ZM196 179V178H195ZM226 179H230V178H226ZM233 179V178H232ZM239 180H240V178H238ZM82 180V179H81ZM84 180V179H83ZM105 180V179H104ZM113 180V179H112ZM116 180V179H115ZM152 180V179H151ZM172 180H174V179H172ZM177 180H180V178L179 179H177ZM187 180V179H186ZM189 180V179H188ZM264 180V179H263ZM29 181V180H28ZM28 181H27V183H28ZM35 180H33V182H34ZM106 181V180H105ZM171 181V180H170ZM250 181V180H249ZM86 182V181H85ZM89 182V181H88ZM97 182V181H96ZM109 182V181H108ZM114 182V181H113ZM153 182V181H152ZM158 182H157V184H158ZM161 182V183H162ZM180 182V181H179ZM228 182V181H227ZM234 182V181H233ZM247 182V181H246ZM256 182V181H255ZM264 182V181H263ZM104 183V182H103ZM103 183H102V185H103ZM177 183V181H173V183L172 182H170V185H172L173 186V188H171L172 190V192H173V195L172 196H174L175 194H177V192L180 190V189H182V188H179L178 186V188H179V190H177V188L175 189V186H174V184H176ZM189 183V182H188ZM86 184H88V183H86ZM85 184V185H86ZM95 184V183H94ZM99 184V183H98ZM97 184V185H98ZM105 184V183H104ZM155 184H156V182H155ZM164 184V183H163ZM229 184V183H228ZM231 184V183H230ZM243 184V183H242ZM249 184V183H248ZM30 185H32V184H30ZM105 185H108V184H105ZM162 185V184H161ZM169 184H167L166 186L168 187V189H169V186H168ZM26 186V185H25ZM28 186V185H27ZM87 186V185H86ZM86 186H84V187H86ZM93 186H95V185H93ZM149 186H150V184H149ZM154 186V185H153ZM180 186V185H179ZM239 186H240V184H239ZM250 186V185H249ZM24 187V186H23ZM90 187V186H89ZM124 187V188H125ZM148 187V186H147ZM167 187H166V189H167ZM32 188V187H31ZM128 188H127V190H128ZM258 188H261V187H258ZM88 189V188H87ZM87 189H86V191H87ZM91 189H93V188H91ZM147 189V188H146ZM175 189V190H174ZM239 189V188H238ZM241 189V188H240ZM126 190V189H125ZM258 190V189H257ZM263 190H264V188H263ZM84 191V190H83ZM85 191V192H86ZM122 191H124V189L122 188ZM240 191V190H239ZM121 192V191H120ZM146 192V191H145ZM170 192V191H169ZM171 192V193H172ZM181 192V191H180ZM247 192V191H246ZM258 192V191H257ZM89 193V192H88ZM249 193V192H248ZM19 194V193H18ZM81 194V193H80ZM87 193H84V195H86ZM97 194H99V193H97ZM121 194V193H120ZM260 194H261V191H260ZM90 195H91V192L89 193V197H90ZM108 195V194H107ZM119 195V194H118ZM118 195H117V197H118ZM99 198H97V197H95L96 199H94V200H92V202H93V204L95 205V206H97V207H99V208H102V205H103V203H106V200H104L103 201V198H102V195H97ZM106 196V195H105ZM104 196V197H105ZM108 196H110V199H111V197H112V201H115V198L114 197H116L115 196V193H112L111 195H108ZM171 196V197H172ZM176 196V195H175ZM178 196V195H177ZM176 196V197H177ZM70 197H72V196H70ZM250 197V196H249ZM253 197V196H252ZM254 197H255V195H254ZM262 197H263V195H262ZM65 198V197H64ZM145 198V197H144ZM170 198V197H169ZM256 198H258L257 196H256ZM69 199H71V198H69ZM49 200V199H48ZM47 200V201H48ZM107 200H108V198H107ZM243 200V199H242ZM255 200H257V199H255ZM35 201V200H34ZM50 201V200H49ZM68 201V200H67ZM103 201V202H102ZM111 201V202H112ZM248 201V200H247ZM56 202V201H55ZM145 202V201H144ZM241 202V201H240ZM243 202V201H242ZM246 202V201H245ZM258 203H260V198H259V201H257ZM50 203H51V205L49 206V207H53L54 208V204L55 203H53V202H51L50 201ZM59 203V202H58ZM64 203H66L65 201H64ZM68 203V202H67ZM70 203H72L71 205H72V207L71 208H66V206H65V204L64 205H62L63 206V211L62 212H60V213H58L57 215V224H54V223H52L51 222V224L49 225L48 224V226H49V229L50 230H53L54 231V229L56 228V227H58L59 226V228L58 229H62V227H63V225H65V224H68V222L70 221V217H71V214H73L72 215V217H73V219H72V225H73V227L75 228V229H81V228H83L85 225H83L84 223H83V219H84V217H86L88 214H89V212L87 211V209L86 208H79L80 206H78L79 205V202H78V208H75L74 207V205L77 203V199H73V201L71 202V200H70ZM113 203V202H112ZM116 203V202H115ZM248 203V202H247ZM250 203H252V202H250ZM254 203V202H253ZM262 204H263V201L261 202ZM62 204V203H61ZM83 204V203H82ZM92 204V205H93ZM117 204V203H116ZM146 204V203H145ZM144 204V205H145ZM42 205V204H41ZM68 205V204H67ZM85 205V204H84ZM83 205V206H84ZM234 205V204H233ZM239 205H241V204H239ZM252 205V204H251ZM250 205V207H251V209L250 208H248L249 210H252V212L253 213H256V215L258 214V216H254V218H252V220H249V222H247V219H245V214H244V216H242V213H241V216L244 218V220H242L241 219V216H240V220H241V222H240V226H241V229H242V231H240L239 233L237 232V234L239 235V237L238 238H242V239H240L241 241H238L239 239H237V237H236V241H238V242H236V241H234L235 243H238V244H235L234 242V244L236 245V247H234V249L236 248V249H240V251H239V249H238V252H240V255H236V254H238V252L237 253H233L232 251H227V253L226 252H223V251H219L218 252V254H215V255H209V256H204L203 255V257H200V259L198 258V260H200V261H206L207 262V264H264V214H262L263 213V208L261 209V205L259 206L260 208H258V206L254 203V206L252 205L251 206ZM235 206V205H234ZM243 206H244V204H243ZM242 206V207H243ZM246 206V205H245ZM245 206H244V210H245ZM263 206V205H262ZM44 207V206H43ZM59 207V206H58ZM126 207V206H125ZM239 207V206H238ZM56 209H57V207H55ZM55 208H54V211H55ZM91 208H92V206H91ZM43 209V208H42ZM45 209V208H44ZM108 209V208H107ZM113 209V208H112ZM122 209V208H121ZM134 209H135V207H134ZM232 209V208H231ZM235 209V208H234ZM236 209H238V208H236ZM95 210V209H94ZM101 210V209H100ZM103 210H105V209H103ZM144 210V209H143ZM243 210V209H242ZM243 210V211H244ZM247 210V209H246ZM245 210V211H246ZM42 211V210H41ZM40 211V212H41ZM58 211H60V209H58ZM106 211V210H105ZM110 211V210H109ZM113 211V210H112ZM185 211H187V209L185 210ZM237 212H238V210H236ZM240 211H241V208H240ZM244 211V212H245ZM248 211V210H247ZM246 211V212H247ZM137 212V211H136ZM138 212H140V211H138ZM57 213V212H56ZM135 213V212H134ZM185 213V212H184ZM239 213V212H238ZM250 213V212H249ZM248 213V214H249ZM41 214V213H40ZM139 214V213H138ZM233 214H235V213H233ZM247 213H246V215H248ZM39 215V214H38ZM135 215H137V214H135ZM187 215V214H186ZM94 216V215H93ZM93 216H91V217H93ZM96 216V215H95ZM98 216V215H97ZM97 216L95 217V218H97ZM100 216V215H99ZM98 216V217H99ZM116 216H120L119 217V219H117V222L116 221H114V226L112 227V229L113 228H116L115 226H117L118 224L120 225L121 224V222H127L128 221V218L126 217V216H124V214H122V213H118ZM26 217V216H25ZM144 217V216H143ZM184 217V216H183ZM1 218V217H0ZM1 218V219H2ZM35 218V217H34ZM36 218H37V216H36ZM48 218V217H47ZM87 218H88V216H87ZM146 218V217H145ZM144 218V219H145ZM25 219V218H24ZM32 219V218H31ZM97 219H99V218H97ZM96 219V220H97ZM238 219H239V217H238ZM47 220V219H46ZM85 220V219H84ZM87 220V219H86ZM85 220V221H86ZM92 220V219H91ZM193 220H195V219H193ZM192 220V221H193ZM240 220H237L236 219V221H240ZM255 220V222H253ZM22 221V220H21ZM27 221H28V219H27ZM39 221H40V219H36V220H34V222H32V224L34 225V226H32L31 228H28V229H26V228H20L19 230H16V232L14 231V229H13V231L15 232H13L14 233V235H12L14 238H15V240L14 241H12L11 242V245H9V246H7V247H5L4 246V249H2V248H0V264H23L24 262H26L24 259H25V255H26V253H24V251H23V246H22V240H24V237L21 235V234H26V233H28V235L29 234H32L33 233V228H38V230H40V229H44L45 228V226L43 227V226H41V227H39V225H40V223H39ZM44 221V220H43ZM129 221H131L130 219H129ZM183 221V220H182ZM24 222H26L25 220H24ZM28 222H30V221H28ZM45 222V221H44ZM87 222V221H86ZM85 222V223H86ZM123 222V223H124ZM149 222V221H148ZM184 222V221H183ZM183 222L181 223V227H180V230L182 231V233L183 232H187V230H186V225L189 223V221H188V223L186 224L185 222H184V224H183ZM194 222V221H193ZM192 222V223H193ZM251 222H253V223H251ZM4 223H6L5 221H4ZM3 223V224H4ZM18 223H19V221H18ZM21 223V222H20ZM47 223V222H46ZM96 223H97V221H96ZM102 223V222H101ZM128 223V222H127ZM191 223V222H190ZM21 224H25V223H21ZM43 224V223H42ZM59 224V225H58ZM253 224H256L254 227H253ZM7 225V224H6ZM47 225V224H46ZM239 225V224H238ZM17 226V225H16ZM21 226V225H20ZM30 226H31V223H30ZM29 226V227H30ZM98 226V225H97ZM143 226V225H142ZM190 226V225H189ZM239 226V227H240ZM250 226H252L251 228H249ZM5 227V226H4ZM7 228H9L8 226H6ZM19 227V226H18ZM23 227H26V226H23ZM100 227V226H99ZM144 227V226H143ZM197 227V226H196ZM196 227H195V229H196ZM206 227V226H205ZM238 227V226H237ZM246 227H248L249 229H247ZM2 228H3V226H2ZM6 228V229H7ZM140 228V227H139ZM187 228H188V225H187ZM192 228H194V227H192ZM246 228V230H243V229H245ZM84 230L86 229L85 227L83 228ZM100 229V228H99ZM135 229V228H134ZM152 229V228H151ZM4 230V229H3ZM190 231L191 230H193V229H189ZM197 230H199V228L197 229ZM205 230V229H204ZM237 230H239L238 228H237ZM1 231V230H0ZM48 231V230H47ZM72 231H74L73 229H72ZM97 231V230H96ZM210 231V230H209ZM3 232V231H2ZM50 232H52V231H50ZM76 232V231H75ZM78 232H80L79 230H78ZM87 232V231H86ZM86 232H84V233H86ZM12 233V232H11ZM81 233V232H80ZM83 233V234H84ZM101 233V232H100ZM4 234H5V230H4ZM48 234V233H47ZM78 234V233H77ZM90 234H92V232L90 233ZM133 234V233H132ZM137 234V233H136ZM147 233L145 232V230H144V228L142 229L141 228V230H139V232H138V237H137V239H138V241H139V246L138 247H135L137 250V253H136V255L134 256V259H136L134 262H133V264H143L144 263V260H142V257H141V253H147L146 252V250H148L149 248V246L150 245H154L153 243L152 244H150L149 245V239L147 238V235H146ZM184 234H186V233H184ZM191 234H192V231H191ZM198 234V233H197ZM196 234V235H197ZM236 234V235H237ZM9 235V234H8ZM37 235V234H36ZM46 235V234H45ZM100 235V234H99ZM205 235V234H204ZM220 235V234H219ZM33 236V235H32ZM94 236V235H93ZM132 236V235H131ZM192 236H194V233L192 234ZM7 237V236H6ZM11 237V236H10ZM37 237V236H36ZM39 237H41V238H43L44 237V234L43 233H41V235L39 236ZM38 237V238H39ZM151 237V236H150ZM195 237V236H194ZM193 237V239H195ZM197 237V236H196ZM205 237V236H204ZM4 238H5V236H4ZM40 238V239H41ZM48 238V237H47ZM208 238V237H207ZM10 239V238H9ZM12 239V238H11ZM10 239V240H11ZM26 239V238H25ZM28 239V238H27ZM36 239V238H35ZM44 239H45V237H44ZM130 239H132V238H130ZM153 239V238H152ZM160 239V238H159ZM161 239H162V236H161ZM160 239V240H161ZM189 239V238H188ZM202 239V238H201ZM205 239V238H204ZM221 239V238H220ZM233 239V238H232ZM43 240V239H42ZM91 240V239H90ZM89 239H88V241H90ZM158 240V239H157ZM157 240H155V239H153V241H157ZM159 240V241H160ZM163 240V239H162ZM190 240V239H189ZM197 240V239H196ZM195 240V242H197ZM214 240H217V239H214ZM230 240V239H229ZM8 241V240H7ZM28 241V240H27ZM47 241H48V239H47ZM100 242H101V240H99ZM133 241H135V240H133ZM165 241V243L164 244H166V240H164ZM194 241V240H193ZM208 241V240H207ZM72 242V241H71ZM161 242V241H160ZM219 242V241H218ZM2 243V240H0V244ZM68 243V242H67ZM116 243V242H115ZM138 243V242H137ZM151 243V242H150ZM159 243V242H158ZM162 243V242H161ZM176 244H177V242H175ZM201 243V242H200ZM199 243V244H200ZM227 243H228V241H227ZM8 244V243H7ZM46 244V243H45ZM71 244H73V243H71ZM194 244V243H193ZM202 244V243H201ZM229 244V243H228ZM4 245H6L5 244V242H4ZM74 245V244H73ZM116 245V244H115ZM134 245V244H133ZM157 245V244H156ZM213 245H214V242H213ZM215 245L217 246V244H216V241H215ZM214 245V246H215ZM226 245V244H225ZM230 245V244H229ZM238 245V246H237ZM3 246V245H2ZM1 246V247H2ZM28 246V245H27ZM48 246V245H47ZM66 245H64V247H65ZM90 246V245H89ZM166 246H168V244L166 245ZM173 246V245H172ZM171 246V247H172ZM194 246V245H193ZM195 246H197V245H195ZM195 246H194V248H195ZM215 246V247H216ZM223 246H224V244H223ZM222 245H221V247H223ZM231 246H234L232 243H231ZM231 246H230V248H231ZM29 247V246H28ZM50 247V246H49ZM63 247V248H64ZM75 247V246H74ZM92 247H94V246H92ZM131 247V246H130ZM134 247V246H133ZM169 247V246H168ZM166 248V249H168L169 251V253H168V255H169V257H171L170 256V253H172V252H170V249L169 248ZM176 247V246H175ZM218 247V246H217ZM228 248V246L226 245V246H224V248ZM30 248H31V246H30ZM29 248V249H30ZM43 248V247H42ZM42 248H39L40 250L42 249ZM45 248V247H44ZM48 248V247H47ZM47 248H45V249H47ZM150 248H151V246H150ZM154 248V247H153ZM153 248L151 249V250H153ZM156 248V247H155ZM177 248V247H176ZM176 248H175V251H177L176 250ZM193 248V247H192ZM203 248V247H202ZM229 248V249H230ZM233 248V247H232ZM28 249V250H29ZM37 249V251H38V248H36ZM104 249V248H103ZM173 249V248H172ZM201 249V248H200ZM211 249V248H210ZM91 250V249H90ZM105 250V249H104ZM150 250V249H149ZM150 250V251H151ZM156 250V249H155ZM195 250H197V249H195ZM216 250V249H215ZM223 250V249H222ZM232 250V249H231ZM30 251H32V250H29V252ZM70 251V250H69ZM98 251V250H97ZM106 251V250H105ZM172 251H174V250H172ZM174 251V252H175ZM198 252L200 251L199 249L197 250ZM202 251V250H201ZM60 252V251H59ZM66 252H67V250H66ZM128 252V251H127ZM131 252H132V250H131ZM178 252V251H177ZM203 252V254L206 252V251H202ZM210 251H208V253H209ZM236 252V251H235ZM31 253V252H30ZM61 253V252H60ZM69 253V252H68ZM133 253H135V252H133ZM151 253V256H153V257H155V256H157L155 253H153V252H150ZM196 253V252H195ZM216 253V252H215ZM245 253V254H244ZM25 254V255H24ZM56 253H54L53 255H55ZM58 254V253H57ZM63 254V253H62ZM67 254V253H66ZM127 254V253H126ZM158 254V253H157ZM173 254V253H172ZM193 254V253H192ZM198 254V253H197ZM200 254V253H199ZM234 254H235V256H234ZM242 254H244V255H242ZM116 255V254H115ZM127 255H129V254H127ZM180 255V254H179ZM208 255V254H207ZM38 256V255H37ZM101 256V255H100ZM158 256H161V255H158ZM166 256V255H165ZM180 256H182V255H180ZM194 256V255H193ZM199 256V255H198ZM241 256H243V257H241ZM27 257H29V256H27ZM42 257V256H41ZM52 257V256H51ZM56 257H57V255H56ZM71 257H72V253H71ZM91 257V256H90ZM97 257V256H96ZM103 257V256H102ZM128 257V256H127ZM132 257V256H131ZM174 258H176L177 259V255L175 254L174 256H173ZM173 257H171V258H173ZM195 257H197L196 255H195ZM161 258H163L162 256H161ZM178 258H185L184 256H182V257H178ZM27 259V258H26ZM49 259V258H48ZM51 259V261L53 260L52 258H50ZM128 259V258H127ZM145 259V258H144ZM146 259H147V257H146ZM155 258H153V260H154ZM55 260V259H54ZM148 260V259H147ZM150 260V259H149ZM155 260H157V261H159V258L158 259H155ZM164 260V259H163ZM165 260H166V258H165ZM170 261H171V259H169ZM187 261V258H185L184 260L182 259L181 260V262L182 263H186V262H184V261ZM50 261V262H51ZM88 261H89V258H88ZM98 261V260H97ZM132 261V260H131ZM162 261V260H161ZM28 262V261H27ZM35 262V261H34ZM104 262V261H103ZM148 262V261H147ZM153 262H155V261H153ZM152 262V263H153ZM173 262H174V260H173ZM38 263V262H37ZM42 263V262H41ZM170 263V262H169ZM172 263V262H171ZM170 263V264H171ZM175 263V262H174ZM173 263V264H174ZM198 263V262H197ZM26 264V263H25ZM27 264H32V262L31 261H29V263H27ZM35 264V263H34ZM40 264V263H39ZM44 264H46V263H44ZM127 264V263H126ZM131 264V263H130ZM157 264V263H156ZM160 264H162V262L160 263ZM163 264H168V262H164ZM177 264V263H176ZM179 264H181V263H179ZM198 264H200V263H198Z\"/></svg>",
	"mask_w": 264,
	"mask_h": 264
}]
</instances>
